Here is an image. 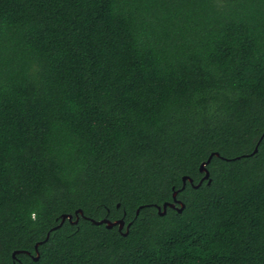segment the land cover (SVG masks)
<instances>
[{"label": "trees", "instance_id": "trees-1", "mask_svg": "<svg viewBox=\"0 0 264 264\" xmlns=\"http://www.w3.org/2000/svg\"><path fill=\"white\" fill-rule=\"evenodd\" d=\"M0 264H264V0H0Z\"/></svg>", "mask_w": 264, "mask_h": 264}, {"label": "water", "instance_id": "water-1", "mask_svg": "<svg viewBox=\"0 0 264 264\" xmlns=\"http://www.w3.org/2000/svg\"><path fill=\"white\" fill-rule=\"evenodd\" d=\"M254 151H256V147L254 148ZM212 154L218 155V153H215V152L212 153ZM212 154L209 155V157L207 159V162L209 161V159L212 156ZM204 165H205V162L201 163V170H203L205 173H204L202 179H200V181L197 184H193L194 186H198L199 184H201L203 179H207L208 178V174L209 173L205 169ZM182 180H183V186H184L186 180H188L190 183H192V179L190 177H188V176H183ZM208 182H209V180H208ZM176 192L177 191L173 192V198L175 197ZM173 200H174V202L176 201L175 198ZM174 202H165V203H163L162 208L160 206H157L158 213L159 214H164L167 207H173V208H176L178 211H181V209L183 207V204L180 203V201H178V203L180 204V207H176ZM78 212L81 213V210L78 209L77 211H75V213H78ZM136 213H138V209L136 210ZM65 218H68L70 220L71 219V215L70 214L63 215L62 218H61L60 223L57 226H59L64 221ZM76 221H77V219H75L73 222H76ZM91 221L96 223V224L104 223L107 227H111L113 225H118V229L119 230L122 229L123 226L125 225V221L122 218L118 219V220H114V221H110L108 219H101V220H93V219H91ZM128 224L126 225V227L128 226ZM47 237H48V233L46 235V238ZM17 252H19V251H17ZM14 253L15 252H13V256H14Z\"/></svg>", "mask_w": 264, "mask_h": 264}]
</instances>
